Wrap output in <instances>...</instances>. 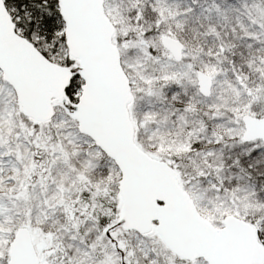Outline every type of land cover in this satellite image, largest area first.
Returning a JSON list of instances; mask_svg holds the SVG:
<instances>
[{
    "label": "snow or ice",
    "instance_id": "6c2138e0",
    "mask_svg": "<svg viewBox=\"0 0 264 264\" xmlns=\"http://www.w3.org/2000/svg\"><path fill=\"white\" fill-rule=\"evenodd\" d=\"M0 264H264V0H0Z\"/></svg>",
    "mask_w": 264,
    "mask_h": 264
}]
</instances>
